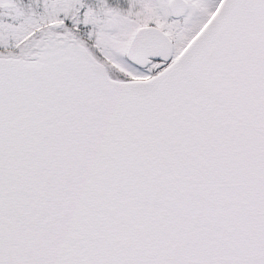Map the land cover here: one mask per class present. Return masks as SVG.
I'll return each mask as SVG.
<instances>
[{
	"label": "snow or ice",
	"instance_id": "obj_1",
	"mask_svg": "<svg viewBox=\"0 0 264 264\" xmlns=\"http://www.w3.org/2000/svg\"><path fill=\"white\" fill-rule=\"evenodd\" d=\"M0 264H264V0H0Z\"/></svg>",
	"mask_w": 264,
	"mask_h": 264
}]
</instances>
